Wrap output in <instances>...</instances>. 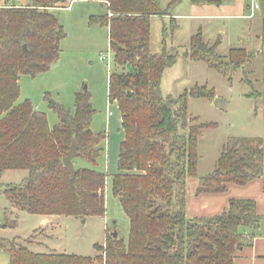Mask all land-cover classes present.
I'll return each mask as SVG.
<instances>
[{
	"label": "trees",
	"instance_id": "obj_1",
	"mask_svg": "<svg viewBox=\"0 0 264 264\" xmlns=\"http://www.w3.org/2000/svg\"><path fill=\"white\" fill-rule=\"evenodd\" d=\"M70 1L107 6L106 14L89 17V24L108 29L114 64L121 68L108 79V98L118 105L123 132L111 192L129 220L128 239L106 236L103 246H94L92 258L34 253L0 239L8 264H234L236 253L251 245L260 224L255 202L231 200L220 215L186 217L187 180L198 178V139L205 127L188 116L187 99L208 94L195 88L176 99L164 97L163 73L179 55L150 50L151 18L167 16L165 12L181 0H171L166 10L160 0ZM257 2L264 41V0ZM65 4L66 0H30L25 7L0 4V190L9 215L21 211L44 218L105 216V175L74 166L71 178L62 163L73 139L78 158L95 165L101 157L105 136L91 130L90 95L86 91L75 95L73 114L55 104L59 123L53 129L28 100L18 103L20 77L45 73L59 60L65 33L57 11ZM219 44L220 40L212 45L204 41L199 32L191 37L183 56L231 80L257 54L235 48L220 57ZM8 171L26 172L25 181L2 185L1 177ZM263 177L264 139H237L222 149L215 170L198 178L195 194L224 193L229 184L244 186ZM12 223L0 221V228Z\"/></svg>",
	"mask_w": 264,
	"mask_h": 264
},
{
	"label": "rangeland",
	"instance_id": "obj_2",
	"mask_svg": "<svg viewBox=\"0 0 264 264\" xmlns=\"http://www.w3.org/2000/svg\"><path fill=\"white\" fill-rule=\"evenodd\" d=\"M170 1L160 0L161 8L166 10ZM188 1L181 0L178 7L167 10L168 17L150 20V50L153 54L166 50L176 51L179 55L175 65L163 73L161 92L164 97L176 99L195 88H203L208 94L203 98L187 99L188 116L195 119L196 125L205 126L198 139L197 165L198 176L204 177L215 170L225 146L237 139H250L263 127L258 110L264 102V41L260 10L251 21L227 17L198 21L190 17ZM232 1L220 0L219 6ZM91 9L97 10L95 6L79 4L72 11L57 12L65 33L60 43L59 60L45 73L20 77L18 103L28 100L35 111L46 116L48 127L53 129L59 123L55 104L73 114L75 95L85 91L90 95L94 111L91 130L105 136L100 143L103 151L95 165L78 157L73 162L76 168L105 175V216L85 219L59 216L43 224L45 220L40 216L25 212L13 211L9 215V204L0 190V221L14 222L12 227L0 228V239L16 242L34 253L92 258L96 255L94 246H103L106 236L116 233L125 242L128 239L129 220L111 192V179L118 171L123 132L118 105L110 103L108 98V79L114 70L121 72V68L114 64L106 28L89 24L90 14H101L100 11L88 13ZM171 15L175 16V21ZM199 32L211 45L220 40L216 48L220 57L227 56L229 50L235 48H245L257 54L228 80L205 63L184 58L191 37ZM26 176L24 171H8L3 173L1 183L21 184ZM8 262L9 255L0 250V264Z\"/></svg>",
	"mask_w": 264,
	"mask_h": 264
},
{
	"label": "crops",
	"instance_id": "obj_3",
	"mask_svg": "<svg viewBox=\"0 0 264 264\" xmlns=\"http://www.w3.org/2000/svg\"><path fill=\"white\" fill-rule=\"evenodd\" d=\"M219 1L220 0H212ZM14 5L16 7H25L30 4V0H1L0 4ZM80 6H95L96 9H91L88 13L101 14H90L88 16H102L106 14L107 6L101 2H90V1H70L66 0L65 8H59L60 10L72 11L77 5ZM181 4V3H180ZM179 4V5H180ZM193 4L191 0L188 1V10L190 17L194 20H217L227 17L228 19L236 20H253V17L259 14L258 11L249 13L248 7L250 0H233L232 3L219 6V4ZM177 5V7L179 6ZM94 8V7H93ZM172 16V15H171ZM168 16H165V18ZM175 16H172V20L175 21ZM153 18H164V17H153ZM151 18V20L153 19ZM170 18V16H169ZM107 36H108V29ZM109 40V38H108ZM208 42V41H206ZM210 43V42H208ZM215 43V42H214ZM260 117L263 121V127L259 134L251 136L252 138L264 139V102L258 110ZM111 115V113H109ZM121 123V116H120ZM122 142V141H121ZM198 173V172H197ZM200 178L199 176H197ZM198 178L187 180L186 187V207L185 215L189 219L193 218H209L220 215L226 211L229 207L231 200H252L255 202V212L259 218V225L253 237L252 243L249 246L243 247L239 250L234 259V264H264V177L256 178L244 186H237L235 184H229L227 191L218 194H195L196 187L198 185ZM44 223L48 222L50 218H44Z\"/></svg>",
	"mask_w": 264,
	"mask_h": 264
},
{
	"label": "water",
	"instance_id": "obj_4",
	"mask_svg": "<svg viewBox=\"0 0 264 264\" xmlns=\"http://www.w3.org/2000/svg\"><path fill=\"white\" fill-rule=\"evenodd\" d=\"M23 49L26 50V46H23ZM262 53L264 56V42L262 45ZM78 155L79 154L77 151V143H76L75 139H73L67 154L65 155V157L62 160L63 166L67 169L71 178H74V176H75V167H74L73 161L75 158L78 157ZM116 237H117V234L114 233L113 238H116Z\"/></svg>",
	"mask_w": 264,
	"mask_h": 264
},
{
	"label": "built area",
	"instance_id": "obj_5",
	"mask_svg": "<svg viewBox=\"0 0 264 264\" xmlns=\"http://www.w3.org/2000/svg\"><path fill=\"white\" fill-rule=\"evenodd\" d=\"M249 12L251 13V16H253V13L255 11H259L260 10V6L257 2V0H250V4L248 7Z\"/></svg>",
	"mask_w": 264,
	"mask_h": 264
}]
</instances>
